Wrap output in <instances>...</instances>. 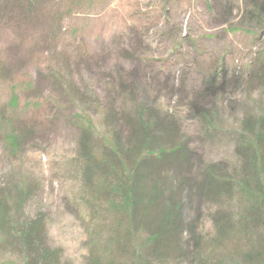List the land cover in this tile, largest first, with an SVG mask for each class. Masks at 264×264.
I'll return each mask as SVG.
<instances>
[{
	"label": "rangeland",
	"instance_id": "obj_1",
	"mask_svg": "<svg viewBox=\"0 0 264 264\" xmlns=\"http://www.w3.org/2000/svg\"><path fill=\"white\" fill-rule=\"evenodd\" d=\"M262 134L264 0H0V264H264Z\"/></svg>",
	"mask_w": 264,
	"mask_h": 264
},
{
	"label": "trees",
	"instance_id": "obj_2",
	"mask_svg": "<svg viewBox=\"0 0 264 264\" xmlns=\"http://www.w3.org/2000/svg\"><path fill=\"white\" fill-rule=\"evenodd\" d=\"M263 136H264V134H262ZM262 135H260L261 137H262ZM259 144V143H258ZM101 159H103V157H101V158H98V160H97V162L98 163H100L101 162V164L102 165H104L105 167H104V170H103V175L105 176V177H107V178H109V177H111V176H113V175H115L116 174V171H115V168L114 167H112V166H110V164H111V162H108V161H106L105 159L104 160H102L101 161ZM257 163H256V165H257V168H258V180L261 182V179H263L264 178V164H263V162H262V160H260V158L259 157H257V161H256ZM110 166V167H109ZM127 172V171H126ZM119 179V178H118ZM118 179L116 180V182H113V181H111L110 182V188H111V191H112V193H116V191L117 190H120V188H121V185H120V183H119V181H118ZM261 184H262V193H261V196H258L257 195V193H256V199L258 200V202L260 203V204H262V205H264V184L261 182ZM129 187H130V185H129ZM151 197L152 198H150V202H149V204L145 207V208H149L150 206L149 205H151L152 204V206L153 205H157V202H155L154 200H155V196L154 195H151ZM4 200H5V202L7 201H9L8 200V197H4V196H1L0 195V203H3L4 202ZM260 200V201H259ZM126 203V202H125ZM133 205V204H132ZM124 206H128V207H131L130 206V203L128 202V203H126V204H124ZM147 209H145V212H147L146 210ZM176 218H177V216H176ZM174 216H167L166 217V219H165V222H166V224H165V229H164V233L166 232V228H169V226L167 225V224H172L173 222L172 221H174ZM163 223H164V220L162 221ZM34 228L32 227L31 228V230H33ZM33 231H31V233H32ZM34 233V232H33ZM35 233H36V231H35ZM51 257V254L49 253V255L48 254H46L45 255V259L43 258V264H50V258ZM50 258V259H49Z\"/></svg>",
	"mask_w": 264,
	"mask_h": 264
}]
</instances>
